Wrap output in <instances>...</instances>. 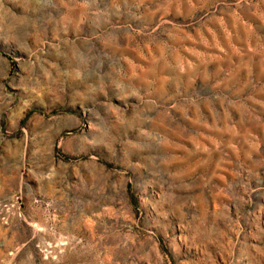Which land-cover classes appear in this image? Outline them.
Wrapping results in <instances>:
<instances>
[{"label": "rangeland", "instance_id": "rangeland-1", "mask_svg": "<svg viewBox=\"0 0 264 264\" xmlns=\"http://www.w3.org/2000/svg\"><path fill=\"white\" fill-rule=\"evenodd\" d=\"M0 264H264V0H0Z\"/></svg>", "mask_w": 264, "mask_h": 264}]
</instances>
